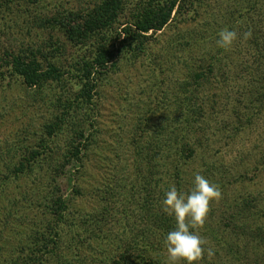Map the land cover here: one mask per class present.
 <instances>
[{
    "label": "rangeland",
    "instance_id": "obj_1",
    "mask_svg": "<svg viewBox=\"0 0 264 264\" xmlns=\"http://www.w3.org/2000/svg\"><path fill=\"white\" fill-rule=\"evenodd\" d=\"M88 1L41 0L36 5L0 9V40L19 54L44 53L52 60L56 57L65 74L61 81L50 80L41 88H27L20 77L8 75L0 87V238L4 235L15 243L23 237L25 227L46 231L52 218L51 191L59 187L70 197L71 214L78 216L81 224L73 235L87 264H116L113 260L142 264L124 263L118 256L120 248L131 241V229L145 227L147 218L143 219V215L147 212L140 207V201L142 197L147 199L157 178L150 163L140 164L137 153L140 146L157 143V136L176 141L184 126L181 102L196 91L194 86L186 91L188 85L183 83L193 80L194 72L206 71L211 61L216 62L214 75L219 79L213 85L221 82L220 90L210 84L200 89L214 94L219 101V116L210 120L204 146L197 145L200 155L193 157L186 169L195 177L204 157L209 162L216 161L217 166L229 167L235 175L244 171L248 174L229 187L226 198L211 203L206 220L225 216L226 210H232L234 196L249 192L264 195V88L256 84L261 85L264 79L258 81L261 78L255 70L259 62L264 72V0H200L183 16L174 12L166 27L149 34L142 52L116 56V65L105 72L93 101L86 105L77 96L81 82L75 73L79 62L92 58L93 42L72 44L63 30L42 28L41 19L57 9H80ZM129 17L125 11L120 19L126 22ZM224 28L238 35L229 50L219 48L216 42ZM110 32L100 37L110 38ZM246 33L251 35L246 38ZM236 110L246 113L237 116L233 124L224 121H231ZM49 127L56 131L54 138L49 136ZM160 131L163 134L159 135ZM81 133L88 139L84 153L75 159L71 151ZM41 144L49 150L36 163L32 154ZM161 151L164 156L162 149L149 156L156 157ZM21 163L24 171L16 172ZM51 165L55 171H50ZM260 206L264 213V197ZM91 223L97 225L98 231L90 228ZM69 227L61 232V251L67 257L69 249L64 247L71 237ZM150 230L151 238L157 242V229ZM197 231L206 242L205 248L214 252L217 248L209 240L208 228L203 226ZM95 235L99 245L92 240ZM258 252L262 254L264 248ZM160 257L165 261L162 264H168L167 250ZM207 261L229 264L224 258L219 261L209 255Z\"/></svg>",
    "mask_w": 264,
    "mask_h": 264
},
{
    "label": "trees",
    "instance_id": "obj_2",
    "mask_svg": "<svg viewBox=\"0 0 264 264\" xmlns=\"http://www.w3.org/2000/svg\"><path fill=\"white\" fill-rule=\"evenodd\" d=\"M40 1L0 0V9L2 7L12 9L14 5L18 4H20L18 5L19 8L22 7L21 5H36ZM197 1L200 2V0H89L86 2V6L80 9L67 11L57 9L53 15L44 16L41 22L42 28L63 30L64 36L72 44L80 45L88 41L93 42L92 58L79 62L80 68L75 73L81 82L77 96L81 102L89 105L93 101L99 80L109 68L116 65L117 55H124L127 52L129 55L131 53L138 55L144 50L151 32H157L166 27L174 12L183 16L187 9L193 7ZM125 11L130 13V17L128 21L122 22L120 18ZM115 25L122 28H116ZM110 30H114L116 34L113 35ZM108 31L111 33L110 38H106L104 35L100 37L101 34ZM97 37H100V40ZM1 41L0 87L8 75L20 77L27 88H41L46 82L50 80L59 82L65 76L60 70L61 66L56 57H53L52 60L44 53H41V56L35 53L30 56L19 54L12 47L7 46L5 41ZM259 68L263 69V64L258 62L255 70L260 75L258 77L261 78L258 81L262 82L264 72ZM205 69L206 71L203 70L200 73L194 72V79H187L183 83L185 86L188 85L185 87L186 91L192 86L196 88V91L195 94L191 95L192 97L186 96L181 102L184 109V126L177 135L176 141L165 140L157 136V143H151V145L147 143L140 146V151L137 153L141 156L140 164L146 166L147 162L150 163L151 166H148L152 168L154 174H157V178L155 179L156 183L151 186L148 193L146 192L147 199L142 197L140 201V207L147 212L143 215V219L147 218L145 227L131 229L130 245L125 244L120 248L118 256L124 263H131L132 261L142 264H162L165 262L160 257L163 251L167 250L165 237L176 226L174 217L166 214L162 208L165 191L175 186L182 193L187 194L194 188L195 177H191L186 167L190 165L193 157L200 155L197 145L204 146V142L209 136L210 127L207 126L210 125V120L214 116H219V110L216 108L219 101L213 98L214 94L209 95L200 89L204 87L203 85L210 84L214 89L220 90L221 82L213 85L214 81H219L214 75L216 62L211 61ZM251 74L253 73H249V75ZM256 84L264 88V83ZM215 94L219 96L217 91ZM263 96L264 91L261 99L262 109H264ZM246 104L244 101L243 106L247 107ZM207 105L212 107L206 108ZM245 113V111L236 110L231 121H224L233 124L237 121V116L245 115ZM219 122L222 121L219 120ZM227 125L229 124L227 123ZM225 126L224 123L223 128ZM48 129L49 136L54 138L56 131L52 127ZM159 133V135L163 134L162 131ZM76 138L77 142L71 151V157L79 159L80 154L84 153V146L88 137L81 133ZM160 145L162 146L160 147ZM159 149L165 150L164 156H162L163 151L160 152L161 154L158 153L156 157L149 156ZM48 150L46 144H41L35 154H32L33 161L40 162L41 155L45 153L47 156ZM144 157L148 158L149 161ZM201 160L203 163L199 164L195 174H200L218 185L222 192L221 198H226L229 187H232L238 178L242 180L245 174H248L244 171V173L235 175L229 167L217 166L216 161L209 162L204 157ZM160 162L163 163L159 165ZM262 165L264 167V162ZM24 168V164L21 163V167L17 168L16 172L24 171ZM50 171H55L54 166L51 167ZM51 192L52 218L48 220L46 231L43 232L36 227H25L22 231L23 237L15 243H12V239L2 235L0 238V264H7L10 261L13 264H87L86 258L81 254L80 244L73 235V230H79L78 227L81 224L77 221L78 216L71 214L73 211L70 207V197L65 196L59 187L56 189L53 187ZM239 194L243 195L242 193ZM261 194L254 195L249 192L240 197L239 195L234 196L231 200L232 210H226L228 213L218 220H206L204 226L208 228L209 240L217 248L214 250V258H218L219 261L224 258V260L229 261V264H264V252L262 254L258 252L260 248H264V222L261 221L264 213L260 206V199L264 195L261 197ZM88 220L91 221V219ZM65 227L71 229V235L69 234L71 237L67 239L68 245L64 247L69 249L67 251L69 257L61 251L63 249L61 232ZM90 228L98 231L95 223H91ZM1 229L5 230L6 228L2 227ZM150 229H157V242L151 238L153 232ZM94 237L92 240L99 245V237L96 235ZM143 239H146V242L144 241L143 245H139ZM240 239L242 241H239ZM248 242L254 245L255 250L249 247ZM247 248L251 250L250 253ZM205 249L202 264H212L207 261V248ZM219 253L222 256H219ZM113 261L116 264L121 263L120 260Z\"/></svg>",
    "mask_w": 264,
    "mask_h": 264
},
{
    "label": "clouds",
    "instance_id": "obj_3",
    "mask_svg": "<svg viewBox=\"0 0 264 264\" xmlns=\"http://www.w3.org/2000/svg\"><path fill=\"white\" fill-rule=\"evenodd\" d=\"M251 33H246V38ZM238 39L237 32L224 28L218 33L217 45L229 50ZM222 197L219 186L206 177L197 174L194 188L187 194L182 193L175 186L165 191L162 201L163 211L174 217L176 226L165 237V246L168 253V264H198L205 253V241L198 234L210 212V205ZM207 254L214 252L207 249Z\"/></svg>",
    "mask_w": 264,
    "mask_h": 264
}]
</instances>
